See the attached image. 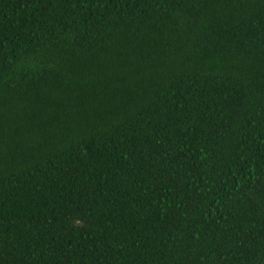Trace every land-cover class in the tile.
Returning <instances> with one entry per match:
<instances>
[{
    "label": "trees",
    "instance_id": "16d2710c",
    "mask_svg": "<svg viewBox=\"0 0 264 264\" xmlns=\"http://www.w3.org/2000/svg\"><path fill=\"white\" fill-rule=\"evenodd\" d=\"M0 264H264V0H0Z\"/></svg>",
    "mask_w": 264,
    "mask_h": 264
}]
</instances>
